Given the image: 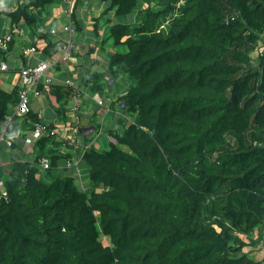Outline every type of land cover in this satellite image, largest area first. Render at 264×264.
<instances>
[{
    "label": "trees",
    "instance_id": "16d2710c",
    "mask_svg": "<svg viewBox=\"0 0 264 264\" xmlns=\"http://www.w3.org/2000/svg\"><path fill=\"white\" fill-rule=\"evenodd\" d=\"M56 1L16 0L12 31L21 21L36 28L34 10ZM107 1V12L136 14L110 29L128 50L87 85L102 93L105 77L134 79L114 102L131 119L109 130L107 149L100 131L79 133L85 191L59 172L64 162L73 169L58 132L38 140L35 159L12 163L0 190V264H264L246 252L264 238V0ZM63 45L49 40L45 54ZM50 86L63 115L79 90ZM18 99V88L0 89V129ZM28 115L26 130L42 121Z\"/></svg>",
    "mask_w": 264,
    "mask_h": 264
},
{
    "label": "crops",
    "instance_id": "0c3cea01",
    "mask_svg": "<svg viewBox=\"0 0 264 264\" xmlns=\"http://www.w3.org/2000/svg\"><path fill=\"white\" fill-rule=\"evenodd\" d=\"M16 7V0H0V35L12 32V19L8 12L16 9ZM108 7L109 2L107 0H75L71 18L67 13L68 2L66 0H58L47 5L44 9L37 10L35 12L38 17L37 27L33 28L24 21L19 23L18 26L22 32L15 34L11 52L6 54L4 59L7 61L9 68L5 71L0 70V89L6 92L19 89L20 65L34 64L38 60L46 59L48 56L44 50L49 40H64L66 32L63 31V27L70 21L76 26L77 32L74 36L75 49L73 54L67 63L55 69L52 74L54 75L53 83L55 85L68 86L65 81L71 80L79 90L78 95L71 97L69 102L65 104L64 114L60 115L57 108L61 104L51 92L52 86L44 87L39 96H31L30 112L37 114L43 122L57 126L58 134L64 139V142L62 141V144L59 145L61 152L65 155L71 154L70 158L77 160L80 166V170L77 172L76 170L67 169L64 162L61 164L59 172L77 176V183L82 191L88 189L89 181L88 183L83 181L81 154L80 152H72L73 148L67 146L65 142V139L71 136L72 133L74 120L72 107L75 98H78L80 104V110L77 114L81 118V125L93 128L92 133L88 135L89 139L99 136V131L103 133L96 141L94 140L100 148L108 146L109 130L120 131L123 127L119 121L121 119L125 121L131 119L120 106L114 103L118 102L119 97L126 94L133 85L128 77L119 75L112 85L108 84L107 77L103 78L105 85L102 93L92 92L89 85H87L92 74L108 71L110 59L115 52L125 53L128 50L127 48L121 50L120 46H116L113 37L110 35V29L112 24L133 22L136 14L118 16L114 10L107 12ZM145 7L146 4H141L136 10ZM52 29H58V34H52ZM33 45L38 46L40 50L35 54L24 55L23 48ZM96 98L105 100V104H98ZM12 110L13 105L9 108V111ZM16 121L19 124L13 123L9 133L13 145L2 148L4 164L0 167L4 168L5 176L9 174L14 161L36 158V145L26 146L24 142L31 126L26 130L21 127L22 118H16ZM103 136H106V138L103 139ZM80 142L81 145L85 143L83 137H80ZM258 234L256 232L255 238ZM261 243H264V238L259 244Z\"/></svg>",
    "mask_w": 264,
    "mask_h": 264
},
{
    "label": "built area",
    "instance_id": "2783aa9c",
    "mask_svg": "<svg viewBox=\"0 0 264 264\" xmlns=\"http://www.w3.org/2000/svg\"><path fill=\"white\" fill-rule=\"evenodd\" d=\"M68 2V16L71 18L73 13V7L75 0H66ZM35 12L37 10H34ZM63 31L66 32V37L63 40L64 45L61 49L51 55L46 59L38 60L34 64L28 65H20V88H19V99L16 106L13 110L6 116L4 123L0 129V166L4 164L2 158V148L4 146L11 147L13 145V140L9 137L10 127L14 123L16 118H26L31 110L30 100L31 96H39L42 92L40 86L49 87L53 80L54 75L52 72L61 67L63 64L67 63L75 49L74 36L77 32L76 26L73 22H69L63 27ZM22 32L20 27L17 25L14 28V31L10 33H6L4 35H0V50L6 54L11 52V43L14 40L15 34ZM52 34H58V29H52ZM40 50L38 46H25L23 48V54H35ZM9 65L6 60L0 58V70L5 71L8 70ZM114 80L108 78V84L112 85ZM65 84L68 86L75 87V84L71 80H66ZM43 87V88H44ZM98 104L104 105L105 100L96 98ZM74 111V120L71 136H68L65 140L67 146H71L73 148L74 153L76 150L80 148V128H81V118L77 114L80 110V104L78 98H75L74 106L72 107ZM33 129H31L25 137V145L26 146H34L38 140H40L43 136L51 134L55 135L57 133L56 129H49L48 125L43 121H30ZM81 134V133H80ZM100 134H103L102 132ZM99 134V135H100ZM109 141L116 142V139L113 136H109ZM67 165L79 172L80 166L79 162L73 158H69ZM4 180L0 179V190L4 189Z\"/></svg>",
    "mask_w": 264,
    "mask_h": 264
},
{
    "label": "rangeland",
    "instance_id": "374dc122",
    "mask_svg": "<svg viewBox=\"0 0 264 264\" xmlns=\"http://www.w3.org/2000/svg\"><path fill=\"white\" fill-rule=\"evenodd\" d=\"M116 46H120L121 50L126 49V47L124 45H116ZM253 56L256 59L257 58V52H255L253 54ZM129 81L132 82L133 84L135 83L134 79H129ZM102 138L104 139V138H106V136H103ZM98 143H100V142H98ZM107 143H108V146H106L103 149H107L110 147V143L109 142H107ZM81 167H82V176H84L83 181H87V183H88V173L89 172H88V167L86 165V162L84 160H83ZM7 177H8V175L5 176V174H4V168L0 167V179L5 180V179H7ZM48 179H50V178H48ZM103 240H104L105 244L109 243L108 238H104ZM246 252H248L253 258H255L257 260L264 259V243L258 244L257 246L249 247L246 249Z\"/></svg>",
    "mask_w": 264,
    "mask_h": 264
},
{
    "label": "water",
    "instance_id": "95a60500",
    "mask_svg": "<svg viewBox=\"0 0 264 264\" xmlns=\"http://www.w3.org/2000/svg\"><path fill=\"white\" fill-rule=\"evenodd\" d=\"M92 131H93V128H89V127H82V128H80V132L84 136L89 135L90 133H92Z\"/></svg>",
    "mask_w": 264,
    "mask_h": 264
}]
</instances>
